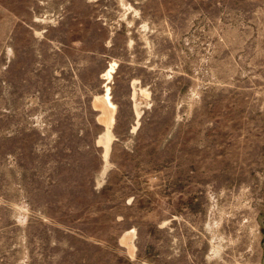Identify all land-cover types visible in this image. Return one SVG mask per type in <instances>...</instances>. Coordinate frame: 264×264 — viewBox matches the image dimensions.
<instances>
[{"label":"rangeland","instance_id":"1","mask_svg":"<svg viewBox=\"0 0 264 264\" xmlns=\"http://www.w3.org/2000/svg\"><path fill=\"white\" fill-rule=\"evenodd\" d=\"M0 264H264V0H0Z\"/></svg>","mask_w":264,"mask_h":264},{"label":"bare ground","instance_id":"2","mask_svg":"<svg viewBox=\"0 0 264 264\" xmlns=\"http://www.w3.org/2000/svg\"><path fill=\"white\" fill-rule=\"evenodd\" d=\"M115 65H116L115 63L111 64V67L106 71V74H105L106 79L109 80L113 77ZM106 88L107 89H106V92L104 93V95L96 98L95 105L98 108L102 109L103 114L101 116V120H102V122L104 121V123H106V125L108 127V134L112 135L111 130H110L111 125H112L111 122L113 123L115 120L114 114H115V109H116L117 105L115 106V104L111 100L112 99L111 98V88L108 85ZM109 140L111 142L112 139H109Z\"/></svg>","mask_w":264,"mask_h":264}]
</instances>
